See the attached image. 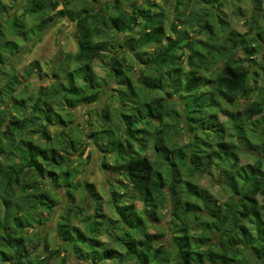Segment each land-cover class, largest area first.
<instances>
[{
    "label": "trees",
    "instance_id": "1",
    "mask_svg": "<svg viewBox=\"0 0 264 264\" xmlns=\"http://www.w3.org/2000/svg\"><path fill=\"white\" fill-rule=\"evenodd\" d=\"M122 1L127 2V10ZM250 1L257 23L263 0ZM73 2L82 3L80 10L72 7ZM162 3L27 0L7 20L14 33L28 41L26 15L35 17L31 27H38L39 34L57 18L71 20L77 52L67 54L65 82L42 87L35 97H21V81L14 71L3 85L13 108L27 112L16 116L8 107L0 109V264L35 263L38 256L33 258L24 249L30 241L27 230L44 224L45 214L59 207L63 188L69 201L75 200L79 188L86 191L83 206L65 207L56 227L61 241L69 242L76 253L87 252L83 262L264 264L263 131L261 141L253 138L259 126L254 121L264 115V94L243 110L238 105L233 110L223 107L224 101L235 104L240 92L249 95L256 90L248 62L256 61L261 45L258 38L230 27L221 15L227 0H175L172 20L166 13L168 0ZM0 8L5 9L3 0ZM235 10L240 13V8ZM197 27L205 30L204 39L195 35ZM3 28L0 22V63L6 64L2 51L16 54L21 47L19 41L5 36ZM121 33L130 50H120L125 42L119 38ZM259 37L264 38V32ZM241 49L244 59L238 56ZM97 59L109 70L108 84L115 81L113 97L120 105L111 109L110 102L103 101L93 129L83 131L91 134L89 145L80 148L67 136L70 116L79 105L100 104L105 90L94 71ZM138 62L142 66L136 77L133 71ZM81 78L88 82L80 83ZM56 105L66 109L67 119ZM218 111L232 121L230 126ZM112 113L123 123L124 137ZM52 124L60 126L61 137L50 145ZM37 132L45 144L35 141ZM185 133L189 141L181 143L178 136ZM149 144L155 160L147 154ZM89 146L114 159L110 167L118 173L117 191L109 204L123 227L114 224L108 231L124 251L98 238L109 218L95 184L78 180V175L72 179L75 168L70 155L80 151L82 157ZM244 154L254 155L252 162L241 164ZM92 155L90 151L87 157ZM109 163L105 160L104 166ZM211 169L217 170L216 182L228 195L225 201L194 178ZM129 189L143 203L141 209L134 202H123ZM88 207L91 212L83 217L88 231L84 232L71 218L83 216ZM59 247L48 255L47 264H55L62 251L66 256L61 261L66 263L69 249Z\"/></svg>",
    "mask_w": 264,
    "mask_h": 264
},
{
    "label": "rangeland",
    "instance_id": "2",
    "mask_svg": "<svg viewBox=\"0 0 264 264\" xmlns=\"http://www.w3.org/2000/svg\"><path fill=\"white\" fill-rule=\"evenodd\" d=\"M107 0H100L101 3H104ZM141 3L144 0H138ZM124 4V10L128 9V4L125 1H122ZM157 3H162L164 0H156ZM27 0H3V5L5 9L0 8V22L4 25V33L5 36L9 39H16L20 43V51L16 54H10L6 51H2L3 57H5L6 64L0 63V109L4 107H8L10 114H15L16 116H21L27 110L16 111L11 105V100L9 97L4 95L3 93V85L6 83L7 79L10 77L12 71L16 72L18 75L21 84L18 86V92L21 93V97L23 98H31L35 97L38 93H40V89L42 87H48L51 84H56L58 81L65 82V68L67 60V54L74 55L77 52V44L75 38L73 36L74 30V23L68 19L57 18L54 22H52L49 27L44 31L38 33L39 28L31 27L35 23V17L26 15L23 17L24 23L29 27L28 35L31 38L30 41L25 39L23 36H17L14 31L12 30L11 26H9L6 22L10 18H13L15 14H18L25 6ZM174 3L175 0H168V10L166 11L168 15V19L172 20L175 17L174 12ZM163 4V3H162ZM233 4V6H232ZM94 5L91 4L88 6L86 10H90ZM195 6V3H194ZM61 7V6H60ZM72 7L74 9L80 10L82 7V3L80 2H73ZM263 7H264V0H263ZM236 8H240V13L236 12ZM190 9L185 12L182 16L183 22H185L188 18L187 14H189ZM174 12V13H173ZM221 15L230 21V27L236 29L241 34H249L248 37L253 36L258 38V44L260 43V53L256 56V61L248 62L249 67L251 69V77L250 82L253 86L256 87V90L251 92L249 95H245L243 93H239L237 96V102L229 103L227 101L223 102V107L229 110H233L235 105H238L240 110L249 107L254 101L261 98L264 94V38L259 37L260 31L264 32V10L257 14V23H254V13L251 10V1L250 0H241L240 2H235L233 0L230 3V0H227V3L223 5V11L221 10ZM255 16V17H256ZM218 19V17H216ZM248 20V21H247ZM204 22V21H203ZM263 26V27H262ZM262 27V30L260 29ZM183 28V27H182ZM199 33L195 34L198 38L204 39L206 37V32L203 28H199ZM251 29V30H249ZM35 30V31H33ZM34 34V36H32ZM32 36V37H31ZM34 38V39H33ZM119 38L121 39L122 43L126 39L124 34H120ZM27 40V41H26ZM124 47H121L120 50H130L131 46L124 42ZM121 51V52H122ZM6 52V53H5ZM238 56L241 59H244L243 50H239ZM66 60V61H65ZM101 59H97L94 62V71L97 74L98 85L104 88V93H102V98L98 102L88 105H79L78 107L72 109V113L70 118H72V122L69 125V129L67 132V136L69 139H74L76 141L77 147H82L86 144L88 138L90 137V133L84 135L86 130H92L94 127L95 120L97 119V111L101 109L103 103L105 101L110 102V108H116L120 105V103L113 97L114 87L116 83L114 80L108 84L110 79L109 70L106 66L103 65ZM141 63H137V67L134 69L133 74L134 76H138L141 69ZM69 67H74L73 64L69 65ZM99 78V79H98ZM80 83L88 82L81 78L79 80ZM53 89L52 91L54 92ZM52 92V93H53ZM113 97V98H112ZM104 101V102H103ZM8 102H10V106H8ZM31 102V101H30ZM57 101L56 104H58ZM128 102V101H127ZM13 104V103H12ZM30 106V104H28ZM131 105L130 102L128 104ZM57 110L64 116V118H68L66 115L65 110H60V106L56 105ZM219 112V111H218ZM219 116L221 119L226 123L227 126L232 124V121L226 117L222 112H219ZM114 123H116L117 119L113 116ZM118 122V121H117ZM258 123V128L253 134V138L257 141H261V135L263 131L264 135V115H260L254 121ZM119 123V122H118ZM81 124V126L79 125ZM91 125V126H89ZM143 125V123H141ZM89 126V127H88ZM118 126L121 128L123 137L125 136L123 129V123H119ZM250 125L249 132H252L253 128ZM92 127V129H91ZM260 127V128H259ZM184 130L186 129L185 126L182 127ZM52 140L50 141V145L55 144L57 140H59L60 136V126L52 124L48 128ZM35 141L45 144L46 141L40 138V133L35 134ZM178 140L181 143H187L189 138L185 134L179 135ZM151 144V142H150ZM147 151V154L150 156L152 160H155V154L153 153L152 148ZM257 144H261L260 142ZM65 146H68L67 144ZM93 154L91 159L87 156L89 152ZM80 151H74L72 155H70V160L72 162L73 168V176L72 179H75L78 175V180L81 181H88L94 183L96 189L103 197V213L109 218L104 222L101 228V234L98 235V238L101 241L108 243V246H114L118 248L120 251H124L125 248L120 244H115L113 240V236L109 233V228H113L114 224L119 225L121 228L123 227L120 224L119 217L115 209H113L112 205L109 204V200L111 199V194L116 192L115 180L118 176V173H115L114 168L110 167L111 163L114 159L110 156L105 158V154L89 146L83 156L79 155ZM254 155L248 154L243 155L241 158V164H245L248 162H252ZM3 158V157H2ZM105 160L108 161L109 165L104 166ZM217 170L211 169L209 172L203 173V175L195 174L194 178L200 182V184L208 188L209 191L214 194L215 196L219 197L221 201H225L228 197L227 193L221 189L220 185L216 182L217 179ZM84 188H79L78 191L75 192V200L69 201V194L65 188L60 189V200L61 203L57 209L53 213L45 214V223L34 224L31 225L27 232L28 238L30 241L25 244V250L28 254L33 253V258H37L34 264H47L45 261L48 259V255H51L52 252L60 248L59 245L62 244L64 247H68L69 254L67 256L66 263L61 261L63 256H66V252L62 251L59 258L54 259L55 264H92L90 261H85L84 256L87 252L76 253L75 250L72 248V245L69 242H63L58 236L57 232V223L59 214L63 211L65 207H73L75 210L83 206V202L85 201V194L86 191L83 192ZM127 198L123 200V202H134L138 209L143 207V203L137 199V194H135L131 189L128 190ZM91 207V205H90ZM88 207L85 214L81 217H75L72 215V223L78 226L82 231L87 232V226L83 221V217L88 215L91 210ZM168 217L165 219V224L168 221ZM113 226V227H112ZM116 226V225H115ZM118 226V227H119ZM195 229V227H194ZM150 232H153L154 229L150 228ZM112 232V231H111ZM169 236H166V239ZM53 253V254H54ZM0 255V262H1ZM44 261V263H42ZM53 264V263H52Z\"/></svg>",
    "mask_w": 264,
    "mask_h": 264
}]
</instances>
